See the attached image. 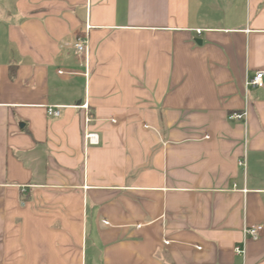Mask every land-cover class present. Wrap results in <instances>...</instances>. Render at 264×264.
<instances>
[{
  "label": "crops",
  "instance_id": "obj_1",
  "mask_svg": "<svg viewBox=\"0 0 264 264\" xmlns=\"http://www.w3.org/2000/svg\"><path fill=\"white\" fill-rule=\"evenodd\" d=\"M260 70L264 0H0V264H264Z\"/></svg>",
  "mask_w": 264,
  "mask_h": 264
},
{
  "label": "built area",
  "instance_id": "obj_2",
  "mask_svg": "<svg viewBox=\"0 0 264 264\" xmlns=\"http://www.w3.org/2000/svg\"><path fill=\"white\" fill-rule=\"evenodd\" d=\"M91 24L87 22L86 29L87 31L85 34L80 36L73 44V47L75 49L76 54L82 55L84 54L87 58L88 52H89V34L88 31L91 28ZM200 33V30H198ZM86 75H88L86 73ZM246 87H252V88H263L264 87V70L257 71L254 76L251 78H248L246 80ZM89 103L86 102L84 104H81L80 107L82 108H88ZM62 106L58 105H49L47 106V114L49 116L57 117L60 115V108ZM228 118L230 120H236V121H244L245 126H247V118H248V109L244 108V110L240 112H234L231 113ZM89 122V119L87 120ZM85 143L87 146H94L100 144V136L98 132L89 131L87 130L84 134ZM240 166H242L244 169L247 167V152L245 151L242 155V157L239 160ZM264 232V225L263 224H253L249 225L246 224L243 228V239L242 242L237 244L234 248V251L238 255L245 256L246 255V245L250 241H255L261 238L262 234ZM169 241H166L168 243Z\"/></svg>",
  "mask_w": 264,
  "mask_h": 264
},
{
  "label": "water",
  "instance_id": "obj_3",
  "mask_svg": "<svg viewBox=\"0 0 264 264\" xmlns=\"http://www.w3.org/2000/svg\"><path fill=\"white\" fill-rule=\"evenodd\" d=\"M198 42H199V43H201V41H200V40H199Z\"/></svg>",
  "mask_w": 264,
  "mask_h": 264
},
{
  "label": "trees",
  "instance_id": "obj_4",
  "mask_svg": "<svg viewBox=\"0 0 264 264\" xmlns=\"http://www.w3.org/2000/svg\"><path fill=\"white\" fill-rule=\"evenodd\" d=\"M13 73V72H12Z\"/></svg>",
  "mask_w": 264,
  "mask_h": 264
}]
</instances>
